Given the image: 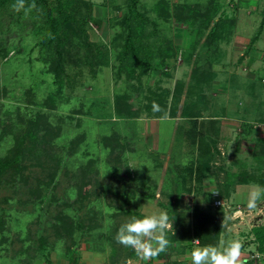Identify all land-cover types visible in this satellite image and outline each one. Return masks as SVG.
Wrapping results in <instances>:
<instances>
[{
	"label": "rangeland",
	"instance_id": "374dc122",
	"mask_svg": "<svg viewBox=\"0 0 264 264\" xmlns=\"http://www.w3.org/2000/svg\"><path fill=\"white\" fill-rule=\"evenodd\" d=\"M54 1L34 0L36 8L27 15L12 9L16 0L0 5V130L5 128L11 134L22 120L37 116L51 120L52 130L64 123L65 131L55 137L52 150L68 157L44 197L33 196L29 188L37 178L46 179L54 161L24 168L26 183L11 172L3 176L0 204L5 228L0 264H11L12 260L46 264L35 250L39 235L46 237L48 245L55 243L52 224L59 215L65 216L64 222L70 221L63 211L69 204L78 209L79 216L93 210L91 220L81 217L84 224H113L114 235L132 215L172 208L181 222L173 225L175 234H185V238L169 246L165 257L145 262L115 238L112 244L102 240L97 245L89 231L79 229L72 237L66 234L58 249L49 251L53 264H69L64 255L67 246L73 250L76 264H192L191 251L208 246L188 244L193 238L200 241L199 221L205 218H220L224 224L213 246L226 236L238 237L245 242L248 264H264V238L257 236L264 232V214L248 209L252 186H264V21L255 42L256 37L250 41L249 35L259 24L258 14L242 17L244 8L251 7L253 1L235 11V0H215L221 7L196 45L198 23L168 21L153 9L156 0H139L147 17L142 26L144 34L148 33L144 40L148 42L146 49L152 50L153 62L142 74L136 65L139 77L129 79L125 67L131 58L119 59L120 31L125 32L118 24L126 0H86L89 7L82 11L90 12L85 20H79L80 26L75 23L79 28L74 32L60 28L64 46L59 82L50 68L54 51L53 43H47L50 32L45 20ZM176 1L184 0H169L171 5ZM32 2L25 0V6ZM224 14L233 20L227 39L218 41V46H202L217 18ZM168 48L174 53L164 58ZM195 67V77L204 74V82L193 81ZM178 84L180 100L171 114ZM56 89L61 103L53 109L40 108L49 99V92ZM128 98L133 112H117ZM197 108L196 117L185 115ZM44 128L41 126L42 132ZM72 137L74 141L65 151ZM200 154L210 158L201 172L202 187L197 191L195 183V194L178 193L182 189L181 183L176 184L180 168L185 169L184 165L199 159ZM82 167L88 180L84 190L90 194L80 202L68 188L82 181ZM195 174L199 176L192 171ZM153 183L157 184L155 192ZM216 197L224 198L229 206H214ZM88 201H92L91 207ZM260 206L264 207V202ZM255 249L261 251L259 256L253 255Z\"/></svg>",
	"mask_w": 264,
	"mask_h": 264
},
{
	"label": "trees",
	"instance_id": "16d2710c",
	"mask_svg": "<svg viewBox=\"0 0 264 264\" xmlns=\"http://www.w3.org/2000/svg\"><path fill=\"white\" fill-rule=\"evenodd\" d=\"M5 0H0V5L4 3ZM36 2H43L45 3L47 0H35ZM79 0H55L54 4L52 5V8H47L45 20L47 21V28L49 29V38L47 39V43H53V51L54 54L52 55V63L50 68L54 71L55 75V81H60V79L57 77L59 76V73L63 71V65L61 60L63 59V37L60 31L61 27H64L63 29L69 30L71 32H74L79 27L75 26V23L78 26H80L79 20L83 21L85 20L86 14H88L90 11L83 12L82 8L89 7V2L86 0H82V4L78 5ZM124 10L122 13V16L119 20V27L122 28V30L125 33H121V46L122 51L119 55V59L121 61H124L125 59H128V56L131 58V62L129 66H126V77L129 79L131 78H138L139 75L137 73V66L140 68L139 72L142 74L145 73L146 69L151 66L152 64V50L146 49L147 46V39L146 35L143 32L144 29V22L147 20L145 10H141L140 1L139 0H126V3H124ZM172 6V7H171ZM218 7L220 8V2H216L215 0H208L206 3L201 0H194L193 2L191 0H184V1H176L173 3V5L170 4L169 0H156L153 3V9L156 11V13L161 15L164 18H167L168 21L175 20L179 22H188L189 24H195L198 23L197 26V38L195 39V44L197 45L199 42V39L201 38L203 32L207 26L209 25L210 19L215 15ZM172 9V10H170ZM78 15H80L78 19ZM200 17V18H198ZM173 18V19H172ZM203 22V24H200L199 22ZM264 21V18L261 20L260 27L262 26ZM146 23V22H145ZM233 24V20L230 18H227V15L224 14L223 16L218 17L215 21L213 28L208 32L206 42L202 44L207 46H218V41H221L228 37V34L230 33V27L229 25ZM144 25V26H142ZM204 29V30H203ZM136 32V33H135ZM66 33V32H64ZM135 33V34H134ZM258 32L255 34L257 35ZM227 39V38H226ZM147 43H146V42ZM215 43V44H213ZM174 53L173 48L165 49L164 58H169L171 54ZM137 65V66H136ZM194 67V66H193ZM195 67L192 70V77L195 78L193 80L194 82H200L201 80L204 82V74L199 75L198 77H195L196 73ZM121 69V68H120ZM181 84V83H180ZM180 84L175 87V90L172 95L173 99V109L170 111L171 114H174V105L179 102L180 98ZM198 84V83H197ZM166 89V88H165ZM164 89V90H165ZM192 90V86L189 84L188 92L190 93ZM168 91V89H166ZM59 92L56 90H52L49 92L47 96H49V101H44L43 105L40 108H50L58 106L62 100L58 97ZM51 99V100H50ZM126 101L124 103L123 107H117L116 111L119 113H127L133 112L134 109H132V106L130 103H132L130 100ZM189 102H187V106ZM193 103V102H192ZM53 104V105H52ZM194 106V104H193ZM199 108V107H198ZM194 109L193 112L189 111L191 114H185L189 117H196V115H199V109ZM191 110V109H190ZM136 115V114H135ZM137 116V115H136ZM21 124L18 126L19 129H16L13 133L10 134L7 133L6 129L0 130V182L3 179V176L11 172L12 175H17L19 179L26 183L27 177L22 174V171L24 168H26L28 165H37L42 164L45 166L47 165V160H52L54 163L51 164L50 169H48L47 177L46 179H38L36 180L35 185L30 186L29 190L35 197H44V194H46V189L51 187V182L55 179L56 173L61 166L62 162H67V153L64 154L63 152L53 151L52 145L55 141V137L60 136L64 131V123L62 126H58V130L54 128L52 130V124L54 125L51 120L47 122L46 120L41 119L40 116H37L35 119H32L31 117L27 118L26 120H22L20 122ZM41 126H44L45 131L41 129ZM47 127V129H46ZM51 129V130H50ZM11 135V139L8 138V136ZM73 138V137H72ZM77 140V137L75 138ZM71 141H74V138L70 140L69 145L67 144L65 146V151H67L68 147L71 144ZM83 141V140H82ZM11 144L6 149H4L3 144L6 146L8 144ZM202 147V145H199ZM4 149V150H3ZM199 149V147H198ZM200 150V149H199ZM202 150V149H201ZM207 150H204L206 153ZM204 153V154H205ZM44 156V157H43ZM201 157V154L199 155V159L196 161L192 160L189 163H186L184 166L185 169L180 168L179 178L177 177L176 184L181 183V190L178 191V193L182 191H191L192 187H195L196 183V190L198 191L200 187H202L201 178L204 167L208 165L209 162V156H206L204 158ZM29 159L27 162L26 160ZM194 161V164H193ZM157 163V162H156ZM175 167L176 163H175ZM80 170V177H82L81 182H74L71 184L68 188V192L70 194H74L75 198H77L78 201H82L84 198L88 197L90 192L84 190L85 183L87 184V178H86V169L85 167H82ZM192 171H195L198 175L195 174V176L192 175ZM181 175V176H180ZM198 177V178H197ZM156 183H153L152 186L154 187L153 191L156 188ZM155 192V191H154ZM153 192V193H154ZM151 193L149 196L153 197L154 194ZM148 196V195H147ZM177 198V197H176ZM152 199V198H151ZM177 200V199H176ZM88 203H92V201H88ZM160 203V202H159ZM92 204H90L91 207ZM174 205V204H173ZM70 209V211L68 210ZM167 209V213L170 217L175 218L173 225H179L181 222H179V217L176 213H174V209ZM2 206L0 204V242L3 240V232L5 228V219L2 218L1 215ZM113 210V209H112ZM64 213H66V217L70 219V221L64 222V217L58 216V220H60V223L56 222L55 225L52 224V229L56 235L55 237V243H51L48 245L46 243V237L43 235H39V243L38 246L35 247V250L38 251L39 257H42L46 264H53L51 258L49 257V251L52 249H58L59 241H62L66 236L72 237L73 235H77V232L79 229H84L85 231H89L93 236L92 239L95 241L97 240L99 242H102V240L107 241L109 244H112L114 242V227L113 224L108 225H96L95 222L91 224H84L83 215L87 216L89 220H91V216L95 213L86 211L84 214L79 216L78 209L72 207V204H69V207H64L63 209ZM195 211H198L195 209ZM112 212V211H111ZM111 212L108 214L110 215ZM203 212V211H202ZM108 215V216H109ZM199 232L197 233L198 237L200 238V241L198 240V243H201L202 245H217L216 243L219 241V234L224 228V224H222L220 218H211V219H203L199 221ZM182 227L184 228L183 224ZM185 229V228H184ZM95 233V234H94ZM41 234V233H40ZM67 234V235H66ZM66 235V236H65ZM114 235V236H113ZM168 239L170 240V246L172 247L173 243L178 241L179 239H184L185 234L181 235L180 233H176L174 231V235L169 232ZM257 235V234H256ZM260 239L264 238V232H260V234L257 235ZM75 237V236H74ZM91 237V236H90ZM58 242V243H56ZM29 243V242H28ZM193 242H190L188 244H191ZM58 245V246H57ZM71 248L67 246L64 251V255L68 258L69 264H76V258L74 257L73 250H70ZM135 253V252H134ZM134 253H130L131 255ZM5 253H1V257ZM166 256L165 252L161 253L160 256ZM5 257V256H4ZM15 262V263H14ZM173 263H176L175 260L172 261ZM6 264V263H2ZM11 264H21L17 262L16 260H12ZM164 264H168L167 261H165ZM179 264V263H178Z\"/></svg>",
	"mask_w": 264,
	"mask_h": 264
},
{
	"label": "clouds",
	"instance_id": "9594fccd",
	"mask_svg": "<svg viewBox=\"0 0 264 264\" xmlns=\"http://www.w3.org/2000/svg\"><path fill=\"white\" fill-rule=\"evenodd\" d=\"M16 12L23 10L25 15L36 8L33 0L25 6V0H16L11 6ZM264 186L253 185L248 193V209L264 214ZM173 217L167 211L152 209L141 216L132 215L123 222L115 235L118 244L131 248L142 261H149L167 251L170 246L168 233L174 235ZM245 242L238 237L226 236L218 246L197 247L191 251L192 264H248L244 254Z\"/></svg>",
	"mask_w": 264,
	"mask_h": 264
},
{
	"label": "crops",
	"instance_id": "0c3cea01",
	"mask_svg": "<svg viewBox=\"0 0 264 264\" xmlns=\"http://www.w3.org/2000/svg\"><path fill=\"white\" fill-rule=\"evenodd\" d=\"M236 2H237V6L238 7H236V9H235V11L236 10H238V9H243V6H244V4L245 5H247V2L248 1H253V3H252V5H251V7H249L248 5H247V7H245L244 8V14L242 15V17H249L250 15H253V13L255 12L256 14H258V22H259V24L256 26V28H255V31H253L250 35H249V39H250V41H253V39H254V37H256V39H255V42L257 41V39L259 40L260 39V37H259V35H260V33H258L257 35H255L261 28H260V19L262 20L263 18H264V0H235ZM241 3L243 4V5H241ZM255 9V10H254ZM258 12V13H257ZM264 27V26H263ZM257 30V31H256ZM264 30V28L261 30V32ZM255 42H254V44H253V46H255ZM227 43V42H226ZM255 50V49H254ZM156 125L158 126V121L156 120ZM197 147V146H196ZM198 147H199V145H198ZM198 147H197V150H198ZM188 192H192L193 194H195L196 193V191H195V189L192 187L191 188V191H188ZM187 191L185 192V193H188ZM257 245H258V243H257ZM259 246V245H258ZM259 248V247H258ZM256 250V249H255ZM258 251H260L259 249H258ZM261 252V251H260Z\"/></svg>",
	"mask_w": 264,
	"mask_h": 264
},
{
	"label": "built area",
	"instance_id": "2783aa9c",
	"mask_svg": "<svg viewBox=\"0 0 264 264\" xmlns=\"http://www.w3.org/2000/svg\"><path fill=\"white\" fill-rule=\"evenodd\" d=\"M213 205L214 206H225V204L227 205L228 203L226 202V200L224 199V198H221V197H216V198H214L213 199ZM227 206H229V204L227 205ZM226 207V206H225ZM238 211H240V210H238ZM191 241H193V243L194 242H198V240L197 239H195V238H193ZM261 253L258 251V250H256L255 252H254V256H259Z\"/></svg>",
	"mask_w": 264,
	"mask_h": 264
}]
</instances>
